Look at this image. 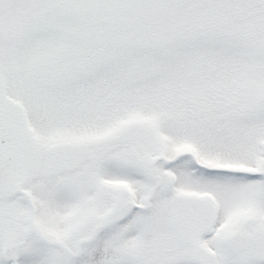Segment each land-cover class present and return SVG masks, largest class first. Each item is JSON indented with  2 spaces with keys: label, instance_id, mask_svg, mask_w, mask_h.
Here are the masks:
<instances>
[{
  "label": "snow or ice",
  "instance_id": "obj_1",
  "mask_svg": "<svg viewBox=\"0 0 264 264\" xmlns=\"http://www.w3.org/2000/svg\"><path fill=\"white\" fill-rule=\"evenodd\" d=\"M0 264H264V0H0Z\"/></svg>",
  "mask_w": 264,
  "mask_h": 264
}]
</instances>
